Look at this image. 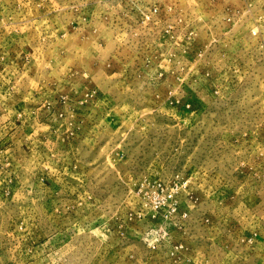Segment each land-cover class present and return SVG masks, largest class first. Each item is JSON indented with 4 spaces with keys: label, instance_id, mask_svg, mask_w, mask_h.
<instances>
[{
    "label": "rangeland",
    "instance_id": "1",
    "mask_svg": "<svg viewBox=\"0 0 264 264\" xmlns=\"http://www.w3.org/2000/svg\"><path fill=\"white\" fill-rule=\"evenodd\" d=\"M0 264H264V0H0Z\"/></svg>",
    "mask_w": 264,
    "mask_h": 264
}]
</instances>
